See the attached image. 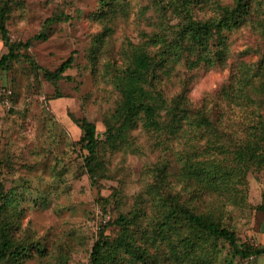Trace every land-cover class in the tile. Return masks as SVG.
Wrapping results in <instances>:
<instances>
[{"label":"rangeland","instance_id":"obj_1","mask_svg":"<svg viewBox=\"0 0 264 264\" xmlns=\"http://www.w3.org/2000/svg\"><path fill=\"white\" fill-rule=\"evenodd\" d=\"M99 1L11 2L7 21L10 35L23 42L33 39L27 52L35 63L22 55V60L15 61L10 69L0 70L2 183L15 210L11 214H19V218L15 214L11 218L18 223L15 237L32 247L29 258L8 264H82L91 261L88 259H91L92 248L98 239L97 219L104 208L111 211L105 220L132 210L139 195L149 183L155 182L153 169L156 166L166 165L178 175L180 165L172 141L152 136L139 127L130 132L129 140L122 148L108 153V171L94 184L85 169L83 153L75 144L82 133L75 118L87 117L94 121L102 136L104 119L117 108L122 90L126 91L127 98L164 105L167 99L187 87L188 99L193 105L213 103L219 90L224 89L236 73L239 62L255 63L264 57V33L253 20L229 31L230 52L224 66L187 70L179 63L174 70L162 74L156 69L160 60L158 49L153 44H140L144 38L143 30L159 29V13L153 2L127 0L128 13L112 23V31L98 43L97 37L105 30V24L93 17ZM213 1L210 0L209 5L214 10ZM219 2L220 6H225L233 0ZM198 8L197 12L194 9L198 17H209L214 13L212 9ZM60 10L70 18L57 20L47 27V18ZM172 18V15L167 16V26L175 22ZM96 44L102 46L96 53L98 60H93L92 49ZM5 51L6 47L0 43V55ZM71 54L73 64L56 83L41 74L40 67L55 70ZM110 65L112 69L128 67L129 73L104 77L102 72ZM153 81L163 91L164 99L156 96ZM4 88L11 92L4 96L9 99V105L4 103ZM241 111L230 118L233 123L229 120V128L240 125L235 116ZM169 179L172 186L184 192L178 178L171 175ZM242 194L243 201L225 207L223 224L237 231L241 240L264 242V169L249 172ZM148 211L149 215L153 214V209ZM154 217H145V225ZM120 229L115 223L105 229L110 244ZM136 239L148 247L151 255L145 261L135 258L129 261L130 253L123 249L118 251L125 258L123 264L251 262L234 255L225 241L218 243L211 252V259L203 251L196 259L187 257L185 260L182 247L176 249L178 252H172L167 241L154 245L148 237L142 238L140 231ZM109 250L112 252L111 246Z\"/></svg>","mask_w":264,"mask_h":264},{"label":"trees","instance_id":"obj_2","mask_svg":"<svg viewBox=\"0 0 264 264\" xmlns=\"http://www.w3.org/2000/svg\"><path fill=\"white\" fill-rule=\"evenodd\" d=\"M12 1L0 0V40L7 49L0 55V70L10 69L15 61L22 60V55L35 63L27 52L33 39L23 42L10 35L7 21ZM151 1L159 13V29L143 30L144 38L140 44H153L158 49L160 60L156 69L162 74L174 70L179 63L187 70L200 66H224L230 52L229 31L243 24L255 20L264 33V0H233L232 4L225 6L214 0V10L209 5L210 0ZM99 2L93 17L105 24L104 32L96 39L101 43L112 31L111 24L128 13V5L127 0ZM198 7L212 9L214 13L209 17H198L194 14V9L197 12ZM168 15L173 16V25L167 26L165 20ZM64 18L69 19L70 16L60 10L47 18L45 24L48 27ZM101 46L96 44L93 47V60H98L96 53ZM73 62L71 54L55 70L40 67L41 74L56 83ZM93 62L97 66V62ZM239 63V68L234 69L236 73L231 76L228 85L219 90L213 103L193 105L188 99L187 87L167 99L164 105L127 98L126 91L122 90L117 108L104 119L102 136L94 121L87 117L75 118L82 130L75 144L83 153L85 169L94 184L108 171V153L122 148L128 142L130 132L139 127L152 136L171 140L180 165L178 175L166 165L156 166L153 169L155 182L149 183L148 188L141 192L132 210L105 220L111 211L103 209V214L97 219L98 239L88 260L94 264H108L110 261L123 264L125 258L118 251L124 249V252L130 253L129 261L133 258L145 261L151 253L148 247L137 241L139 231L142 238L148 237L154 245L167 241V247L172 252H178L176 249L182 247L185 260L187 257L196 259L203 251L211 259V252L215 251L220 241L228 243L233 254L240 259H249L250 264L264 255V243L241 240L237 231L223 224L225 207L244 200L243 186L249 172L264 169V57L255 63ZM118 73L128 74L129 69H112L110 65L102 72L104 77L111 78ZM152 87L156 96L164 99L163 91L154 81ZM4 92L3 97L9 94L6 89ZM239 110L242 111L235 119L240 125L229 128L230 118ZM2 163L0 157V264H8L29 258L32 247L15 237L18 223L12 219L14 214L19 218V214H11L14 209L9 200L10 194L2 183ZM171 175L183 183L184 192L169 183ZM149 209H153L152 215L148 214ZM148 216L155 217L145 225L144 219ZM111 223L120 225L121 229L110 244L105 229ZM35 249L38 251V248Z\"/></svg>","mask_w":264,"mask_h":264},{"label":"crops","instance_id":"obj_3","mask_svg":"<svg viewBox=\"0 0 264 264\" xmlns=\"http://www.w3.org/2000/svg\"><path fill=\"white\" fill-rule=\"evenodd\" d=\"M0 43H1L2 46H3V43L1 42V40H0ZM255 240H256V239H255ZM256 241H257V240H256ZM258 242H260V241H258ZM261 242H262V241H261ZM262 243H264V242H262ZM254 264H264V255L258 257L256 260H254Z\"/></svg>","mask_w":264,"mask_h":264},{"label":"built area","instance_id":"obj_4","mask_svg":"<svg viewBox=\"0 0 264 264\" xmlns=\"http://www.w3.org/2000/svg\"><path fill=\"white\" fill-rule=\"evenodd\" d=\"M8 93H11L10 91H8ZM5 104L9 105L10 104V101L9 99H5ZM82 264H93L91 261H84Z\"/></svg>","mask_w":264,"mask_h":264}]
</instances>
